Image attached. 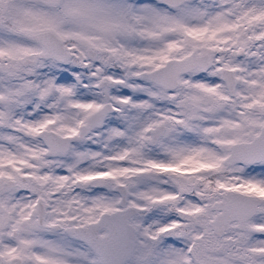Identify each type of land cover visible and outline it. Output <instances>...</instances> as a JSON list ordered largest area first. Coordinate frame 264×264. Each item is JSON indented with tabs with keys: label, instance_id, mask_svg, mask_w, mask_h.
Instances as JSON below:
<instances>
[{
	"label": "snow or ice",
	"instance_id": "obj_1",
	"mask_svg": "<svg viewBox=\"0 0 264 264\" xmlns=\"http://www.w3.org/2000/svg\"><path fill=\"white\" fill-rule=\"evenodd\" d=\"M0 264H264V0H0Z\"/></svg>",
	"mask_w": 264,
	"mask_h": 264
}]
</instances>
